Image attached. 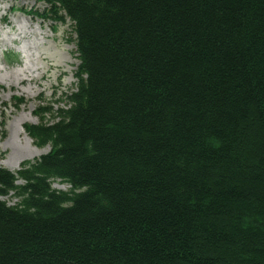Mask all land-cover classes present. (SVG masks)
<instances>
[{"label":"trees","instance_id":"1","mask_svg":"<svg viewBox=\"0 0 264 264\" xmlns=\"http://www.w3.org/2000/svg\"><path fill=\"white\" fill-rule=\"evenodd\" d=\"M37 1L77 86L0 170V264H264V0Z\"/></svg>","mask_w":264,"mask_h":264},{"label":"rangeland","instance_id":"2","mask_svg":"<svg viewBox=\"0 0 264 264\" xmlns=\"http://www.w3.org/2000/svg\"><path fill=\"white\" fill-rule=\"evenodd\" d=\"M72 25L61 11L50 13L43 3L0 0V170L15 177L50 152V143L31 133L55 122L76 90ZM22 186L16 180L0 201L15 207L22 200L16 191ZM50 186L58 192L71 190L59 179Z\"/></svg>","mask_w":264,"mask_h":264},{"label":"bare ground","instance_id":"3","mask_svg":"<svg viewBox=\"0 0 264 264\" xmlns=\"http://www.w3.org/2000/svg\"><path fill=\"white\" fill-rule=\"evenodd\" d=\"M12 171H13V169H12ZM69 188H70V186H69ZM59 189V188H58ZM17 202V201H16Z\"/></svg>","mask_w":264,"mask_h":264}]
</instances>
